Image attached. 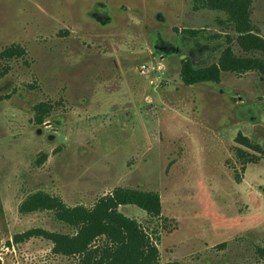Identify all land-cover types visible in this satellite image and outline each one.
Here are the masks:
<instances>
[{
    "label": "rangeland",
    "instance_id": "1",
    "mask_svg": "<svg viewBox=\"0 0 264 264\" xmlns=\"http://www.w3.org/2000/svg\"><path fill=\"white\" fill-rule=\"evenodd\" d=\"M249 2L264 39V0ZM236 36L201 0H0V264L78 262L42 238L13 242L73 233L51 211L20 213L29 195L91 208L117 188L158 194L157 218L119 208L158 264H264V156L236 141L264 150V76H179L227 45L245 55Z\"/></svg>",
    "mask_w": 264,
    "mask_h": 264
},
{
    "label": "trees",
    "instance_id": "2",
    "mask_svg": "<svg viewBox=\"0 0 264 264\" xmlns=\"http://www.w3.org/2000/svg\"><path fill=\"white\" fill-rule=\"evenodd\" d=\"M201 2L205 7L227 15V21L237 35L235 42L245 55H235L231 45H227L217 62L209 66L194 68L189 59H184L180 62L179 69L181 82L185 86L204 82L217 83L222 73L241 74L249 71L264 76V60L253 56L256 53L264 54V39L252 30L249 0H201ZM13 52L16 53L8 50L4 55H11ZM47 112L44 107L38 111L36 116L38 124L44 122ZM236 141L264 156V150L258 145H252L246 137L238 135ZM125 206H135L152 218H157L161 214L159 196L153 192L117 188L100 198L91 208L68 207L57 197L37 192L22 201L19 206L20 213L51 211L55 218L69 227L73 233L31 229L14 236L13 242L19 243L33 237L45 239L52 244L53 254L75 257L78 260L77 264H158L159 252L155 243L137 221L119 211L120 207Z\"/></svg>",
    "mask_w": 264,
    "mask_h": 264
},
{
    "label": "built area",
    "instance_id": "3",
    "mask_svg": "<svg viewBox=\"0 0 264 264\" xmlns=\"http://www.w3.org/2000/svg\"><path fill=\"white\" fill-rule=\"evenodd\" d=\"M143 68V67H142Z\"/></svg>",
    "mask_w": 264,
    "mask_h": 264
}]
</instances>
